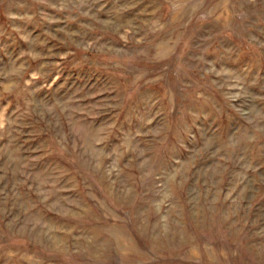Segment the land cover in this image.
Here are the masks:
<instances>
[{
	"label": "rangeland",
	"instance_id": "rangeland-1",
	"mask_svg": "<svg viewBox=\"0 0 264 264\" xmlns=\"http://www.w3.org/2000/svg\"><path fill=\"white\" fill-rule=\"evenodd\" d=\"M0 264H264V0H0Z\"/></svg>",
	"mask_w": 264,
	"mask_h": 264
}]
</instances>
